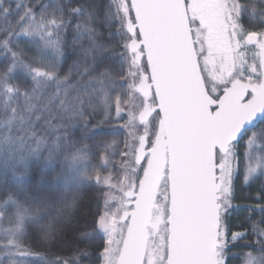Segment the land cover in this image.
<instances>
[{
    "label": "snow or ice",
    "instance_id": "snow-or-ice-1",
    "mask_svg": "<svg viewBox=\"0 0 264 264\" xmlns=\"http://www.w3.org/2000/svg\"><path fill=\"white\" fill-rule=\"evenodd\" d=\"M155 7L162 8L165 15L176 18L177 33L185 41L191 42L192 53H196L201 40L205 41V47L210 43L218 53L217 60L225 62L222 67L229 78H235L239 85H243L242 88H233L230 82L217 92H209L205 83L204 92L212 103L206 107L201 106L196 114L198 135L195 139L200 184L197 227L202 255L198 264H226L229 250L227 236L233 231L230 216L234 209L239 207L232 204L235 198V182L242 176L245 186H250V178L264 177V5L258 10L249 0H109L101 13L95 0H90L87 7L81 4L71 8L73 14L83 18L77 22L74 31L79 35H87L90 48L86 50L85 55L89 52L102 55L108 50V45L101 38L103 34L99 31L98 24H103L109 30V35L115 27L117 39L113 42L117 48L122 49L120 70L110 72L106 68L100 73L101 76L107 77L112 88L116 87V77H119L120 91L110 92L105 89L103 81L100 82L103 117L98 124L116 123L126 130V139L121 142L113 135L109 142L108 137L102 135L92 146L99 148L101 144L105 145L104 151L115 146L116 151L113 154L123 157L119 161L123 179L114 184L111 183V174L103 178V183L108 184L109 189L118 188L121 195L117 199L111 192L104 193L103 211L101 212L98 204L96 210L90 212L91 222L88 227L92 235L88 230L74 229L72 243L76 246V252L72 257L54 258L51 264H77V256H92L93 248L98 254L92 264H118L123 249L121 232H127L126 228H120V224H131L133 213L147 190L145 173L150 161L155 163L153 154L156 149L153 144L156 137L151 130L152 118L159 117V132L161 122L170 116L167 96L163 88L158 90L157 84L154 83L158 71L155 67L156 47L152 29ZM57 12L60 13L59 16L56 15ZM244 16H248L250 21L259 17L260 27L254 23L246 26L242 21ZM0 19L5 21L4 25H0V33H3L0 50L10 57L7 63L0 65V90H3L5 96L13 92L17 97L20 95V86L12 84V74L15 71L23 72L31 79L32 96L43 88L41 78L45 81L54 80L57 85L69 79L71 69L63 77L59 75L60 58L63 56V32L68 24L63 18L61 5H56L52 11L48 5H44L37 12L27 0H7V3L0 0ZM193 21H199V26L194 28ZM13 37L17 40L25 37L32 42L36 50L35 55L31 57L32 62H25L24 50L14 48ZM47 53H51L54 60H47ZM196 62L199 67L198 55ZM88 71L89 67L85 66L84 73ZM201 81L203 82V73ZM145 84L149 85V103L154 100L153 110L147 115V122L145 114L136 110L135 103V97L140 94ZM24 96L31 110L34 105L30 103L29 93L25 91ZM61 104L63 105V101ZM4 110L8 116L5 121L8 131L3 134L0 147L16 157L14 162L26 164V154H34L36 150L28 149L25 153L22 150L27 147L25 137L13 135L16 125L24 124V117L20 115L18 108L12 107L7 101ZM77 114L83 118V112ZM120 121H123V124H120ZM258 124L262 126L258 127ZM84 128L85 131L88 130L87 123ZM161 139L167 141L168 135L162 134ZM42 142H37V149ZM242 142H245L243 153L240 151ZM121 143L122 151L119 150ZM59 147L57 144V148ZM90 153L91 148L85 144L76 148L71 158L73 161H88ZM165 155H168L167 151ZM129 156L132 157L131 162L128 160ZM171 168V164H165V173L169 176L172 175ZM84 175L92 179L89 173L85 172ZM96 179L100 180L99 175ZM169 187L167 199L172 207L171 180ZM155 190L156 195H159V183L155 184ZM256 199L259 202L257 208H245L254 213L259 212L260 223H264V184L260 185ZM113 201L115 203H112ZM8 204L14 207L0 210V217L10 225L3 230V235H0V264H19L16 256L33 254L24 247L26 238L34 235L40 243H49L55 238L58 229L53 218L38 225L34 234L30 233L29 219L47 213L48 207L31 208L11 193L0 202V205ZM75 205L74 197L70 207ZM122 208L126 215L118 222V213ZM174 221L179 237L184 228V209L179 185L175 216L167 221L169 229L173 228ZM253 232L264 237V229L260 228L259 224H253ZM246 236V232L232 235V245ZM258 243L259 258L249 253L247 264H264V239ZM80 245H83V248ZM169 255L166 242L163 256L149 255L145 251L141 264H183V261L178 259L183 255L181 247L173 248V259L170 260Z\"/></svg>",
    "mask_w": 264,
    "mask_h": 264
},
{
    "label": "trees",
    "instance_id": "trees-1",
    "mask_svg": "<svg viewBox=\"0 0 264 264\" xmlns=\"http://www.w3.org/2000/svg\"><path fill=\"white\" fill-rule=\"evenodd\" d=\"M5 2L7 3V0ZM27 2L37 12L44 5H48L50 11L56 5L63 7V18L68 21V24L63 32V56L60 58L59 75L61 77L67 75L70 69L72 74L67 81L60 85H57L54 80L45 81L44 78H41L43 88L37 90L35 96H32L31 79L23 72L15 71L12 74V84L20 86L19 97L15 92L5 96L3 90H0V140H2L3 134L8 131L5 123L8 116L5 115L4 110V104L7 101L12 107L18 108L20 115L24 117V124L16 125L13 135L25 137L27 147L22 148L25 153L28 152V149L36 150L34 154H26V164L22 165L19 162H14L16 157L12 153L4 151L0 147V202L11 193L31 208L48 207L47 213L40 217L30 218L28 227L30 233L34 234L38 225L55 218L53 222L58 229L55 238L49 243H40L34 235L26 238L24 247L33 254L16 256L15 259L19 261V264H51L54 258L72 257L76 252V246L72 243L74 229L88 230L92 235L91 229L88 227L91 222L90 212H94L98 204L101 212L103 211L104 193L110 191L108 186H103L101 178L107 174H112L113 182L123 178L119 164L123 157L113 154L116 151L115 146L108 148L107 151H104L105 145L102 144L99 148L92 147L96 141L101 139L102 135L108 137L109 142L113 135L121 142L126 139V130L116 123L98 124L103 117L100 104L102 95L100 82L103 81L105 89L110 92L120 91L119 77H116V87L112 88L108 84L107 77L101 76L100 73L106 68L110 72L120 70L122 49L117 48L113 42L117 39L115 27L112 29V34L109 35V30L103 24H98L99 31L103 34L101 38L108 45V50L102 55L92 52L85 55L86 50L90 48L87 35H79L74 31L77 22L83 18L73 14L71 8L81 4L87 7L90 0H27ZM95 2L100 6L102 13L104 5L109 0H95ZM56 15L59 16L60 13L57 12ZM4 24L5 21L0 19V25ZM0 39H3V33H0ZM13 46L16 50H24L26 53L25 62L28 60L32 62L31 57L35 55L36 50L29 39L20 37L17 40L13 37ZM9 59L10 57L0 50V65L7 63ZM46 59L52 61L54 57L51 53H47ZM85 66L89 67L87 73H84ZM58 88L59 92H57ZM25 91L29 93L30 103L34 105L31 110H29L24 96ZM54 96H58L57 99H52ZM61 101H63V105ZM141 102V98L137 95L135 97L136 110L140 108ZM80 112L84 113L83 118L77 114ZM154 121L156 122V117ZM85 123L88 124L87 131L84 128ZM119 123L123 124V121ZM259 126L262 125L258 124ZM38 141L43 142L37 149ZM57 144L60 145L59 148H57ZM85 144L91 148L89 160L77 159L73 161L72 152ZM119 150H123L122 143ZM244 150L240 148L241 153ZM50 154L51 158H49ZM128 160L131 162L132 157L129 156ZM85 172L89 173L92 179L84 175ZM97 175L100 177L99 181L96 179ZM239 179L236 181L235 198L232 201L234 206L238 205L239 207L235 208L230 216L233 231L227 236L229 250L226 264H247L249 253L258 259L260 256L258 241L264 239L253 232L254 223L264 229V223H260V213H254L245 208V206L252 208L259 206L256 197L259 196V188L261 184H264V178H258L254 186H248V189L242 187ZM74 197L76 205L70 207ZM13 207L14 205L11 204L0 205V210ZM8 227L10 225L3 217H0V235H3V230ZM235 232H246L247 236L238 240L233 246L230 237ZM102 242L106 243V241ZM80 247L83 248V245ZM92 251V256H77V264H92L98 254L94 248Z\"/></svg>",
    "mask_w": 264,
    "mask_h": 264
},
{
    "label": "water",
    "instance_id": "water-1",
    "mask_svg": "<svg viewBox=\"0 0 264 264\" xmlns=\"http://www.w3.org/2000/svg\"><path fill=\"white\" fill-rule=\"evenodd\" d=\"M190 2V0H189ZM153 18V38L156 47V64L158 69L154 83L158 90L163 88L169 101L170 116L162 121L160 131L155 129L153 147L155 163H149L145 173L147 190L133 213L130 225L123 238V249L118 264H141L145 251H149V244L154 243L161 233V227L166 222L163 211L158 204L155 184L159 183V194L162 184L167 179L168 195L169 181H172V207L169 206V219L175 216L177 186L179 185L184 209V228L177 236L175 221L169 229L168 246L169 259H173V248L179 246L183 255L178 259L183 264H198L202 259L200 239L197 227V214L200 203V184L198 176V150L196 136V114L201 106L212 103L208 94L204 92L205 79L201 81L202 68L197 67L196 53L191 52V42L185 41L177 33V20L164 14V10L155 7ZM199 56V55H198ZM233 88H242L238 82L231 81ZM149 85L145 84L139 94L143 105L140 112L147 115L153 110L149 103ZM159 120V117L158 119ZM162 134L168 135V140L161 139ZM168 155H165V152ZM171 164L172 175L165 173V164ZM171 213V215H170ZM126 215L121 214V221ZM123 224V223H122Z\"/></svg>",
    "mask_w": 264,
    "mask_h": 264
},
{
    "label": "rangeland",
    "instance_id": "rangeland-1",
    "mask_svg": "<svg viewBox=\"0 0 264 264\" xmlns=\"http://www.w3.org/2000/svg\"><path fill=\"white\" fill-rule=\"evenodd\" d=\"M240 2H243V0H240ZM249 2L253 3L258 10L260 9V7L262 5H264V0H249ZM250 23H254L257 27H260L259 17H257L254 21H251ZM247 25H249V24L247 23ZM224 63H225L224 61H218L217 60V54L212 55V57L205 56V61L204 62H203V60L201 61V65L203 67L202 68L203 75L206 77V81L211 80L209 86H211L212 92L216 91V88L218 87L217 85L223 84V80H224L223 77L226 74L225 69L222 67V64H224ZM152 104H154V100H153ZM142 105H143V100L141 102L140 108H138L137 111H139L141 109ZM157 118L158 117H156V122L154 121L155 117H153L152 121H151V130H152V132L154 131V134L156 133L155 129L157 126ZM244 143L245 142L241 143V150L245 149ZM105 163H109V162H105ZM113 168H114V166H113ZM108 175L109 174H107L106 176H108ZM104 177H105V175L103 176V178ZM103 178H101V183L103 184V186L104 185L108 186V184L103 183ZM131 179H132V176L130 175L129 180H131ZM256 180H257V178H255V177L250 178V181H249L250 186H254V184L257 182ZM118 182L119 181L113 182V178L111 180V183H114V184L118 183ZM239 182H240V184H242V187H246L248 189V186H245V184L243 182L242 176L240 177ZM236 183L237 182H235V185H236ZM109 192L115 194L117 199L121 195V193L118 191V188L110 189ZM167 198H168V185H167V179H165L163 184H162L161 191L159 194L158 204H159L160 210L164 212V215L166 217V221L169 220V217H168L169 216V206H168L169 203H168ZM112 203H115V202L113 201ZM123 212H124V209L122 208L121 212L118 213V222L121 221L120 216ZM126 226H127L126 224H122V223L120 224V228L122 230L125 229ZM238 233H243V232H235L233 235L238 234ZM124 235H125V233L122 231L121 232L122 240L124 238ZM168 235H169V227H168V223L166 222V224L162 227L160 236L158 238H156L157 240L154 243L149 244V248H148L149 255L155 254V255L163 256L165 244H166V242L168 244V241H169ZM230 239H231V237H230ZM158 264H159V262H158Z\"/></svg>",
    "mask_w": 264,
    "mask_h": 264
},
{
    "label": "flooded vegetation",
    "instance_id": "flooded-vegetation-1",
    "mask_svg": "<svg viewBox=\"0 0 264 264\" xmlns=\"http://www.w3.org/2000/svg\"><path fill=\"white\" fill-rule=\"evenodd\" d=\"M242 21H243V23L246 25V21H247V23L250 21L249 20V17L248 16H245V17H243L242 18ZM251 22V21H250ZM199 26V21H196V22H194L193 21V27L195 28V27H198ZM197 54L200 56V65H201V61L203 60V62L205 61V56H208V57H212V55H218V53L215 51V49L212 47V45L209 43V44H207V46L205 47V41L204 40H201V42H200V46L197 48ZM201 68H203L202 67V65H201ZM202 73H203V70H202ZM204 76V75H203ZM204 79H205V83L207 84V86H208V89H209V92H212V90H211V86H209L210 85V82H211V80H207L206 81V77L204 76ZM223 84H220V85H217L218 87L216 88V91L215 92H217L218 90H220L221 88H223V87H226V85L228 84V83H230L233 79H235V78H229V76L227 75V74H225V76L223 77ZM158 119V118H157ZM164 213V212H163ZM164 217H165V215H164ZM167 222V221H166ZM166 222L162 225V227L166 224ZM161 227V228H162ZM162 230V229H161ZM159 237V236H158ZM157 237V238H158Z\"/></svg>",
    "mask_w": 264,
    "mask_h": 264
}]
</instances>
